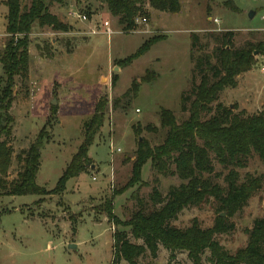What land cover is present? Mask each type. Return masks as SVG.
I'll return each instance as SVG.
<instances>
[{
  "label": "rangeland",
  "instance_id": "374dc122",
  "mask_svg": "<svg viewBox=\"0 0 264 264\" xmlns=\"http://www.w3.org/2000/svg\"><path fill=\"white\" fill-rule=\"evenodd\" d=\"M19 1L22 10L30 5V0ZM179 2L177 15L146 7V16H138L146 22H134L127 33L99 0H66L63 5H49V13L67 26L66 33L32 26L27 77L13 79L9 114L14 127L7 140L13 154L6 179H16L21 170L18 157L22 158L41 138L44 144L35 183L45 192L41 196L0 198V264H111L113 234L128 233L123 224L137 210L133 194L137 193L147 211L151 210L149 196L154 187L166 196L170 187L182 184L176 177L157 176L149 163L142 167L140 181L132 184L137 145L142 141L151 147L162 143L166 130L160 127L161 110L173 113L178 123L188 118L191 99L182 104L184 110L180 99L199 83L194 71L197 57L212 54L214 44L209 33L233 32L235 49L247 42L264 41V0ZM71 13L85 16L87 21L80 22ZM6 14L5 0H0V53L7 40ZM104 22L108 23L109 37L102 34ZM94 29L99 33L92 35ZM191 35L198 38V46L193 49ZM152 37L164 40L129 66H119ZM259 55L262 58L258 59ZM253 59L251 70L237 78V87L224 90L211 105L213 112L217 104L245 116L262 111L264 80L257 63L264 59V53L253 55ZM212 63L218 66L215 56ZM152 73L157 76L154 82L139 83ZM3 75L0 66V90L4 87ZM113 78L117 79L114 87ZM133 81L140 85L136 98H122ZM100 99L107 102V111L88 151L92 170L69 180L63 193L53 192L82 142L83 123L91 117ZM125 102H129L127 108ZM244 164L242 169L235 168L239 183L249 174L261 176L263 184L236 215L221 216L218 203L210 199L199 209L182 211L172 225L185 229L196 220L201 229H208L220 217L229 227L227 233L216 237L220 246L231 254L245 248L246 231L252 229L256 220L264 218V161L252 154ZM212 166V174L203 178L225 189L224 177L233 168H223L215 161ZM155 179L158 185L154 184ZM111 201L119 225H113L106 217V203ZM71 245L75 248L70 249ZM260 250L264 253V243ZM153 264L192 263L186 253H177L170 260L169 253L159 247Z\"/></svg>",
  "mask_w": 264,
  "mask_h": 264
},
{
  "label": "trees",
  "instance_id": "16d2710c",
  "mask_svg": "<svg viewBox=\"0 0 264 264\" xmlns=\"http://www.w3.org/2000/svg\"><path fill=\"white\" fill-rule=\"evenodd\" d=\"M65 1L30 0L29 7L22 10L19 0H5L7 40L0 53V66L4 74V87L0 90V198L41 196L45 192L44 188L35 183L40 167V150L44 144L41 138L23 153L22 158L18 157L21 170L16 179L9 182L6 179L13 154L7 143L12 137L14 127L9 110L13 101V79L27 77L28 36L32 26L48 27L52 31L66 33L67 26L49 13V5H63ZM99 1L106 6L110 16L117 19L121 30L126 33L132 29L138 16H146V7L170 15L180 13L179 0ZM234 37L235 34L230 31L208 34L209 40L214 44L212 54L197 57L194 71L199 77V83L190 89L187 97L181 96L180 99L182 110L185 109L182 104L191 99L187 109L188 118L178 123L173 113L161 110L160 127L166 130L162 143L156 147H151L147 141L138 143L131 169L132 184L140 181L141 169L147 163L157 176L176 177L182 184L170 187L166 196H162L154 187L149 196L151 210L147 211L137 193L133 194V199L137 201V210L123 224L129 229L128 233L113 234L111 264H153L159 247L169 253L170 260L177 253H186L192 264H264V253L260 250L264 243V218L256 220L252 229L246 231L247 245L234 254L226 251L216 240L217 236L229 230L227 221L223 218L218 217L208 229H201L196 220L185 229L172 225L182 211L199 209L209 204L210 199L218 203L219 213L233 217L246 206L263 184L261 176L253 177L249 174L245 175L244 182L239 183L235 168H244L245 160L252 154L264 161V108L252 116H245L243 112L234 114L220 104L216 105L215 112L211 108L224 90L235 89L237 78L251 70L254 65L253 55L264 53V41L247 42L241 48L235 49ZM190 38L191 48H196L198 38L195 35ZM162 40L163 37L148 39L132 56L121 61L119 66H129ZM214 56L218 66L212 63ZM156 78L152 73L149 78L145 76L139 83L149 84ZM116 80L112 79V87ZM139 83L133 81L122 98H136ZM116 104L117 101L113 103V107ZM128 105L129 102H125L124 108ZM106 111L107 102L100 99L91 117L83 123L82 142L53 192L63 193L69 180L92 170L93 164L88 157V151L103 126ZM204 115L209 118L203 119ZM212 161L223 168H233L224 177L225 189L203 178V175L212 174ZM153 182L159 184L157 179ZM105 212L109 222L113 225L120 224L113 214L112 201L106 203Z\"/></svg>",
  "mask_w": 264,
  "mask_h": 264
},
{
  "label": "built area",
  "instance_id": "2783aa9c",
  "mask_svg": "<svg viewBox=\"0 0 264 264\" xmlns=\"http://www.w3.org/2000/svg\"><path fill=\"white\" fill-rule=\"evenodd\" d=\"M70 16H71V17H75L76 20H78V21H80V22H86V21H87V19H86L85 16H81V15H79V14H76V15H75L74 13H71ZM263 21H264V17H263ZM134 22L137 23V24H142V23H145L146 20H145V19H140V18L137 17V18L134 20ZM214 22H215V23H218L217 21H214ZM102 27H103V29H104V31L102 32V34L105 35V36H107V37H109L110 34H111V32H110V29H109L108 23H107V22L102 23ZM98 33H99V32H98L97 30H95V29L92 30V32H91L92 35H96V34H98ZM257 58H258V59H259V58H262V56L259 55ZM257 70H258L260 76H261V77L263 78V80H264V59H262L261 61H259V62L257 63ZM136 112H139V111L137 110ZM92 180L95 181L94 178H93Z\"/></svg>",
  "mask_w": 264,
  "mask_h": 264
},
{
  "label": "water",
  "instance_id": "95a60500",
  "mask_svg": "<svg viewBox=\"0 0 264 264\" xmlns=\"http://www.w3.org/2000/svg\"><path fill=\"white\" fill-rule=\"evenodd\" d=\"M252 16H253V13H250V17H252ZM256 55L257 54H254V56H256ZM51 105L54 106L55 105V102H53ZM139 141H141V139H139ZM221 216H224V214H222ZM69 248L72 249V248H75V247L71 245V246H69Z\"/></svg>",
  "mask_w": 264,
  "mask_h": 264
}]
</instances>
